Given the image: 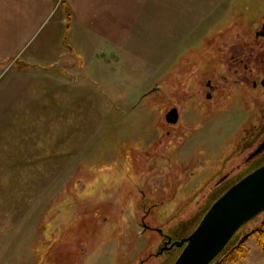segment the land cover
<instances>
[{
    "label": "rangeland",
    "instance_id": "obj_1",
    "mask_svg": "<svg viewBox=\"0 0 264 264\" xmlns=\"http://www.w3.org/2000/svg\"><path fill=\"white\" fill-rule=\"evenodd\" d=\"M146 4L131 46L107 65L32 81L24 124L13 113L0 123V264H173L182 249L159 254L160 230L189 236L264 165V150L252 156L264 87L236 86L241 60L264 78V0ZM263 220L241 227L222 256L243 251Z\"/></svg>",
    "mask_w": 264,
    "mask_h": 264
},
{
    "label": "crops",
    "instance_id": "obj_2",
    "mask_svg": "<svg viewBox=\"0 0 264 264\" xmlns=\"http://www.w3.org/2000/svg\"><path fill=\"white\" fill-rule=\"evenodd\" d=\"M146 3L0 0V123L8 121L5 115L13 113L20 119L29 111L24 109L26 103L37 98L31 93L32 81L44 77L56 81L58 69L72 73L69 70L80 65L84 70L107 65L114 51L131 46L133 36L140 33L137 26L144 24ZM68 73L60 74L64 81ZM244 245L243 256L234 251L222 264H264V247L257 235Z\"/></svg>",
    "mask_w": 264,
    "mask_h": 264
},
{
    "label": "water",
    "instance_id": "obj_3",
    "mask_svg": "<svg viewBox=\"0 0 264 264\" xmlns=\"http://www.w3.org/2000/svg\"><path fill=\"white\" fill-rule=\"evenodd\" d=\"M178 109L167 114L175 124ZM264 150V145L259 150ZM264 212V165L227 189L209 208L195 230L180 241L165 243L159 254L174 247L182 251L173 264H211L228 246L236 232Z\"/></svg>",
    "mask_w": 264,
    "mask_h": 264
},
{
    "label": "flooded vegetation",
    "instance_id": "obj_4",
    "mask_svg": "<svg viewBox=\"0 0 264 264\" xmlns=\"http://www.w3.org/2000/svg\"><path fill=\"white\" fill-rule=\"evenodd\" d=\"M259 34H262V36H264V26L262 27V29L261 30H259L258 31V35ZM240 65H243V69L247 72V74H245L244 73V75H243V78H242V80H238L237 82H236V86H241V87H244L245 85H250V86H252V88L254 87V88H256V87H258L259 85L261 86V87H264V78H260V79H256V75H255V73H256V71L250 66V65H248V64H244V61L243 60H241V64ZM260 72H261V74H260ZM260 72L258 73V75H262L263 77H264V67H263V69H262V71L260 70ZM242 75V74H241ZM255 75V76H254ZM244 76H247V77H250L251 78V82L249 83L248 81L246 82V84H245V79H244ZM255 77V78H254ZM257 77H260V76H257ZM205 87L208 89V90H213V89H215V88H218V86H214L213 84H212V82L209 80V81H207L206 82V84H205ZM224 90H225V88H223ZM240 94V93H239ZM238 94V95H239ZM205 96L207 97V98H211V94L209 93V92H206L205 93ZM244 103V102H243ZM220 104H221V102H220V100L217 102V105L216 106H220ZM263 145H264V140L262 141V143H260L258 146H257V148H256V150L254 151L255 153L252 155V156H257V155H259V153H260V149H261V147H263ZM262 152V151H261ZM147 225H145L144 224V227H146ZM160 233L162 234V235H164V237L166 238L165 239V241H164V245H165V243L169 240V238H171V236H170V234H168V232H167V234H164L161 230H160ZM172 239V238H171ZM173 241V240H172ZM163 245V246H164Z\"/></svg>",
    "mask_w": 264,
    "mask_h": 264
},
{
    "label": "trees",
    "instance_id": "obj_5",
    "mask_svg": "<svg viewBox=\"0 0 264 264\" xmlns=\"http://www.w3.org/2000/svg\"><path fill=\"white\" fill-rule=\"evenodd\" d=\"M263 224H264V220L262 221ZM239 233V230L238 232L234 235V237L232 238V240H235L237 235ZM253 235V234H257L258 235V239H259V243L261 245V247H264V231L262 230V228H259L257 229L254 233H248L247 235L245 236H249V235ZM250 235V236H251ZM239 236V235H238ZM244 236V237H245ZM243 238V237H242ZM241 238V239H242ZM231 240V241H232ZM234 250L237 251L238 253H240V256H243L242 254V249H241V245L237 246V247H234ZM223 252L211 263V264H222V262H224L225 259H227L229 257V255H225V256H222ZM222 256V257H221Z\"/></svg>",
    "mask_w": 264,
    "mask_h": 264
},
{
    "label": "bare ground",
    "instance_id": "obj_6",
    "mask_svg": "<svg viewBox=\"0 0 264 264\" xmlns=\"http://www.w3.org/2000/svg\"><path fill=\"white\" fill-rule=\"evenodd\" d=\"M237 232H238V231H237ZM237 232H236V233H237Z\"/></svg>",
    "mask_w": 264,
    "mask_h": 264
}]
</instances>
